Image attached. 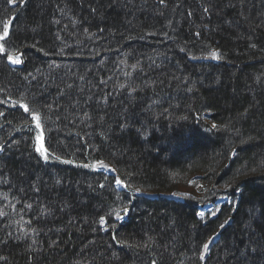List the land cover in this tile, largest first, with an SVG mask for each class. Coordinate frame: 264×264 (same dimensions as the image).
<instances>
[{
    "label": "trees",
    "instance_id": "trees-1",
    "mask_svg": "<svg viewBox=\"0 0 264 264\" xmlns=\"http://www.w3.org/2000/svg\"><path fill=\"white\" fill-rule=\"evenodd\" d=\"M12 18L0 264H264V0H0ZM197 172L233 200L205 220L163 196Z\"/></svg>",
    "mask_w": 264,
    "mask_h": 264
},
{
    "label": "rangeland",
    "instance_id": "rangeland-1",
    "mask_svg": "<svg viewBox=\"0 0 264 264\" xmlns=\"http://www.w3.org/2000/svg\"><path fill=\"white\" fill-rule=\"evenodd\" d=\"M3 36V35H0ZM5 39V37H3V39H0V45L3 42V40ZM218 56L219 59H213L211 57V53H208L207 55H203V56H198V57H193V58H198L201 59V61H215V62H219L220 61V54L217 50H214ZM21 62V58L19 56V54H13L10 57V63L13 65H18ZM37 143L39 145L38 149L40 148V154L41 156L46 159L47 157V150L44 149V134L42 132H39L37 135ZM188 157V156H187ZM94 169L96 170H101L104 171L106 173H111V169L109 167V165H107L105 162H99L96 163L94 165ZM176 178V182L177 184H179V188H178V192H175V196L178 199H186L189 197H195L196 200L199 201L200 204V212H199V217L202 220H205L208 216H214L217 212H219V209L222 205L224 204H232L233 200L230 198L229 195H224L221 199L218 200L217 203H211V202H207L209 197V194H213L215 192V190H220L222 192H226L228 191L229 187L228 186H224V187H220V188H213V186L208 185L204 180H203V174L202 173H195L193 174L190 178L186 179V180H180L182 177L179 175H175L174 176ZM180 178V179H179ZM180 181H179V180ZM119 188L123 189L124 186L121 185V183H119ZM139 195H145V196H153L154 193L149 192V191H138ZM168 196V195H167ZM117 213H119V217H117ZM116 213V219L118 221H124L126 218V215L128 213V211L124 208H121L120 210H118ZM213 238H217L216 235L212 236L210 239ZM209 240L206 242L209 245ZM206 254V250L203 249V253H202V258L204 259V256Z\"/></svg>",
    "mask_w": 264,
    "mask_h": 264
},
{
    "label": "snow or ice",
    "instance_id": "snow-or-ice-1",
    "mask_svg": "<svg viewBox=\"0 0 264 264\" xmlns=\"http://www.w3.org/2000/svg\"><path fill=\"white\" fill-rule=\"evenodd\" d=\"M10 24H11V21H7V22H5V24H4L3 36H0V39H3L4 36H7V35L9 34V25H10ZM211 57H212L213 59H219V56H218V54H217L215 51H213V52L211 53ZM121 87H123V85H121ZM21 107H24V106L21 105ZM25 111H27V108H25ZM34 119H35V117H34ZM39 126H40V125L37 124V127H39ZM213 127H215V125H213ZM117 217H119V213H117ZM101 223H103V220L101 221ZM203 247H204L205 250H207L208 247H209V245L206 243V244H204ZM252 251H253V252H260V253L264 254V244L256 243V244L254 245Z\"/></svg>",
    "mask_w": 264,
    "mask_h": 264
},
{
    "label": "bare ground",
    "instance_id": "bare-ground-1",
    "mask_svg": "<svg viewBox=\"0 0 264 264\" xmlns=\"http://www.w3.org/2000/svg\"><path fill=\"white\" fill-rule=\"evenodd\" d=\"M209 246H210V241H209Z\"/></svg>",
    "mask_w": 264,
    "mask_h": 264
}]
</instances>
